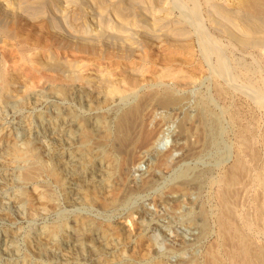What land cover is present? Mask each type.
I'll return each instance as SVG.
<instances>
[{
  "label": "rangeland",
  "instance_id": "1",
  "mask_svg": "<svg viewBox=\"0 0 264 264\" xmlns=\"http://www.w3.org/2000/svg\"><path fill=\"white\" fill-rule=\"evenodd\" d=\"M104 1L106 3L113 2V0ZM145 1L139 0L136 6L138 7L137 9L135 7L133 11L132 8V11L122 15L111 11L108 7L99 9V5L95 0L93 2L87 0L84 2L86 5L84 4L82 6L77 4L69 5L70 3L63 5L61 0H54L53 3L45 2L33 12L34 14L26 15L27 13L20 12L18 13L19 17L16 16L17 14H14L13 17L8 16V18L6 16L5 18L0 10V17H2L3 21L5 20L4 24L0 19V70L9 78V84L7 85L9 98L7 101H4L1 96L3 87L0 77V264H177V262L183 259L187 260V258L192 259L194 264H203L205 261L203 258H206L204 254H209V252L210 254H215V250L218 254L220 253V248H218L215 240L217 239L218 232L216 233V230H218V226H216L217 221H215V214H213L216 212V202L211 196L213 187L211 183L220 172L223 173V170L225 171L236 159L237 133L235 131H237L238 123L234 117L239 116L238 118H241L238 119V122L242 120L241 123L252 126L250 127L255 132H253L255 139L254 146L258 151L257 162L258 164L264 163V148L259 141L261 134L264 133V102H262L263 104H258L257 100L251 97L253 96L252 94L256 97V93L259 96H264V91H262L264 90V45H247V47L235 44L231 39L229 40L228 34H225L226 31L224 32V28L210 20L211 18L208 12L209 5L204 0H163L162 2H165V5L169 4L166 6L171 5L170 13L168 14L169 20L165 22L166 25L162 27L155 26V29H153V27L145 23H148L145 20L149 19L153 13L159 12V10L153 6L146 5ZM156 1L152 0L150 3ZM174 2L177 3V7H175L176 5L173 6L175 4ZM212 2L226 10L227 8L231 10L233 6L235 7L237 0H212ZM59 5H63V7L61 6V8ZM193 6L197 10L195 15L191 12ZM0 7L2 6L0 5ZM59 8L61 10L65 8L63 20L57 15L60 13ZM97 8L98 10H96ZM82 10H85V12ZM131 12L137 14H130ZM179 14L184 17L180 18L181 15ZM134 16H136L135 19L133 18ZM7 18L8 21H6ZM118 18L120 20L123 18L133 25L135 24V27L138 26L139 31L134 35L131 43L130 41H125V43L122 39H116V37L112 39L111 37L113 36H107L108 38L104 37L103 40L101 38H95V41L91 36L87 35L90 31L92 32L93 29L100 28L102 25L107 29L109 28L108 30L112 29L111 31L114 32V29L116 30V22L119 20ZM185 19L186 21H184ZM187 19H189V22ZM175 21L178 26L173 23ZM190 22L192 26L189 24ZM198 24L201 28L196 26ZM193 25L194 27H198V29L200 28L202 34L201 31L196 32L198 29L195 27V30ZM6 26H9L11 31L16 29L15 32L13 34L11 32L4 34L2 28ZM9 27L7 29L10 30ZM85 28L86 30H84ZM203 29H206V31L204 32ZM175 31L182 37L180 38V36L173 34ZM163 32L171 36H166ZM195 32L204 35L203 37H209L211 42L221 51V62L226 67L223 72L221 71V86L226 89L225 93L221 95V100L217 99L218 97L214 94V89H212V87L214 88L212 86L214 79L208 77V75H212L209 73V67L215 63L216 57L213 54L211 56H205L203 54L204 52L201 51L202 45H200L202 41V39L200 41V37L202 36H199L200 34L197 35ZM16 34L19 36L17 35L15 37ZM20 34L26 40L29 39L28 42L24 39L23 41L22 38L24 37H21ZM173 36H176V39ZM19 37H21V40H16ZM107 39L110 40L108 41ZM29 41L38 47H35ZM127 43L132 44V46H128ZM174 44L180 45L176 47ZM32 46L33 48H31ZM130 47L133 48L131 49ZM178 48L180 49L179 51ZM184 48L190 49L189 56H184V53H186V49ZM98 49L100 50L98 51ZM145 50L150 51V53H146ZM88 51L90 52L88 53ZM108 51L111 52L110 55L113 57L107 54L109 53ZM142 51L144 54L150 55L151 61L155 65H159V61L161 60L165 62L164 60L166 58L171 59L177 57L175 58L174 64L182 63L180 59L182 56L189 59V61L187 59L185 61L191 62L190 65L193 64V73L196 75L197 81L195 80V83L190 85V87L188 86L190 89L187 87L185 89L187 90L186 92L181 90L178 94H185L184 97L187 99L183 98L186 100V105L188 106H194L193 104L199 102L198 99L205 100L210 105L209 107L217 113L216 118L218 119L221 130L213 146L209 151L195 159V161L191 160L187 162V165L189 164V166L198 169H209L208 177L212 178L209 183L208 181L210 179L208 178L209 180H207L200 192L191 191L188 195L190 201H195L192 203L197 205L201 202L205 210H207L204 222L206 225V233L201 237L202 239H199L200 241L198 240L193 243L194 245H183V241L189 237L190 230L185 223L186 219L184 217L196 215L197 207L192 206L188 208L186 207V203H183L181 205L182 207L178 208L180 210V216L169 218L157 204L159 197L168 188L166 187L168 182H172L169 180L174 174L175 168L172 167L173 165L166 170L161 179L157 180V185L155 184L151 189L148 188L143 190V192H138V194H132L125 205L116 202L115 204L117 206L115 204L107 206L103 204L112 202L120 193L119 189L116 190L112 182L116 174H114L112 169L110 170V167L100 171L90 169L83 175L79 191L68 188L70 191H67V194H64L60 187L48 177L34 180L29 176V171H36L38 174H42L47 173L49 168L48 160L45 156H41L42 147L37 139L44 130L51 129L52 124H58L61 121V118L58 119L54 114L52 106L55 105V110L61 111L62 114L65 113V107H69L72 110L76 109L80 115L87 114V108L82 103L79 102V104L74 99L68 96L65 97V79L55 69L47 68L45 66L47 62L45 61L51 59L61 63L70 61H75L77 65L81 63L86 68V70L83 69L84 75L89 78L93 77L92 79H94L98 66L112 70L113 65L118 64L116 69L112 70L113 73L114 71L115 73H122L124 69L128 72L130 67L133 66L131 68L133 71L130 70L128 73L132 71L134 74L135 69L139 67V65L136 67L135 64H143V61H140L141 55L138 53L141 52L143 54ZM103 52L106 53L105 56L107 55L109 59H105ZM152 53L153 55H151ZM166 53L173 56L167 57L168 55L166 56ZM120 54L124 57L122 58ZM135 54H138L139 57ZM117 55H120L121 58ZM137 57L138 59L135 60ZM178 57L180 58L178 59ZM206 57L210 60H207ZM93 59L96 60L94 61ZM108 61L110 62L108 63ZM126 62H129L130 65H128L129 63L126 64ZM163 62L161 61V63ZM108 64L110 68H108ZM151 64L152 62H150ZM148 65L149 63L146 67ZM150 65L147 67L148 69L152 68ZM121 67H124L123 70ZM87 72L89 73L88 76ZM118 75L120 76V74ZM144 78L139 80L135 87L127 90V97H121L119 98L120 100L117 97L111 103L108 99H104L98 95V99H96V96L94 97L93 103L97 101L94 104L101 106L98 107L101 111L100 113L104 112L105 115V113L109 112L114 116L116 114L115 110L123 109L129 105L131 98L135 96L137 99L142 94V91L145 94L148 91L156 90L155 87H157V90H160L161 88L165 89L167 86L163 83L151 82L149 79L144 80ZM140 81L143 82L140 83ZM151 83L155 87L151 86ZM141 86L142 89H140ZM117 103L119 105H116ZM39 114L41 115L40 117L46 118V122H42V125L37 120ZM168 114L167 112H161V109H157V112L155 111L153 115L154 118H152L155 121L151 120L150 122L152 123L147 120L143 122L145 123L143 124V131L148 130L144 135L142 133L144 136L143 140H141L143 136L141 135L140 137V141L143 143V141L147 140L145 139L147 135L150 136L151 134L153 136V125L159 121L157 118L160 120L164 118L157 133V137L163 138V143L159 145L160 147H157L161 153L170 149L173 144L174 133L178 128V119L173 118V115L170 116L173 119H169L170 114ZM113 121L114 118L112 119V125ZM101 133L97 136L98 138H101L100 135L105 137L108 131L105 132L106 135H104V132ZM138 141L137 144L139 143ZM151 154L153 153L150 152V155L146 154L147 156L145 155L140 161L134 162L135 165H133V168L135 169L132 168L131 171L133 177L138 178L140 176L138 178L140 179L142 178L141 176L147 175L150 169L153 168L152 164L156 166L159 157ZM108 156L112 157L113 162L116 159L112 155ZM243 156L250 164L251 173H254V163L248 154L243 153ZM107 173L111 174L108 175ZM76 192L78 193L76 194ZM262 194V187L256 181L250 180L247 189L240 194L237 208L240 216L246 215L249 222L254 226V230L251 231L253 240L264 246V225L262 226L260 223H257V208L263 199ZM19 197L24 201L23 203L18 204L16 202V199ZM112 197L113 200L111 199ZM53 202L58 203V210L51 209ZM141 207H145L147 210L150 209L149 211L153 214L155 212V216H160L159 225L154 226L149 224V220L147 222L149 217L144 220L137 218L135 211ZM88 220L91 222V230L85 226ZM197 221L200 222L201 220L198 219ZM47 229H57L58 232L54 234L55 236H52V239L43 235L47 240L53 242V246H51L49 251L47 250V253H43L39 249L40 247L36 243L35 238L38 233ZM78 229L82 231V235L80 236L82 244L79 246L73 242L75 240L73 231H77ZM258 229L261 231H258ZM44 240L42 239V241ZM211 243H215L216 245L212 247L213 244ZM217 253L216 255H218ZM221 254V257L224 256L222 252Z\"/></svg>",
  "mask_w": 264,
  "mask_h": 264
},
{
  "label": "bare ground",
  "instance_id": "2",
  "mask_svg": "<svg viewBox=\"0 0 264 264\" xmlns=\"http://www.w3.org/2000/svg\"><path fill=\"white\" fill-rule=\"evenodd\" d=\"M61 1L63 2L62 3L63 5L70 3L69 5H71V4L76 5L77 4V5L82 6L85 4L84 2L87 0H61ZM91 1L93 2L94 0H91ZM95 1L99 5L98 6L99 9L108 7L111 11H113L119 15H122V14H125V13L132 11L131 10L132 8L134 11L139 0H119V1L113 0V2H110V3H106L104 0H95ZM151 1L152 0H146L145 1L146 5L153 6L154 8L158 9L159 12H157V13L155 12V14L153 13L152 16L150 15L151 16L150 18L148 15L149 19L145 20V21H148V23L147 22H145V23L149 24V26L153 27V29H155L154 28L155 26L162 27V26L166 25L165 22H167L169 20L168 14L170 13L169 10H170L171 5L166 6L169 4L165 5V2L164 3L162 2L163 0H157L154 3H150ZM45 2L53 3L54 0H0V5L2 6V7H0V8H2L0 10H1L2 15L5 16V18H6V16L7 17L8 16L13 17L14 14H17L16 16H18V13H20V12H25V13H27L26 15H30L37 8L41 7V5L44 4ZM204 2L208 3V5H209V8H208V6H207V8H208V12L210 14V16H209L211 18L210 20H212V22L215 23L216 25H219L220 27L224 28V32L226 31L225 34H228L227 36H228L229 40L231 39L233 42H235V44H240L242 46H247V45H250V46L261 45L262 46V45H264V0H237L235 7L233 6V8H231V10H228V8L226 10V9L222 8L221 6L219 7V5L217 6L216 4H214V2H212V0L211 1L210 0H204ZM139 3H142V2H139ZM174 3L175 4H173V6H175L177 4L176 2H174ZM63 5H59V7H61V6L63 7ZM175 7H177V5ZM65 8H63L62 10L59 8L60 13L57 14L58 17L61 18L62 20L64 19V13L63 12H64ZM80 8H82V7H80ZM137 8L138 7H136V9ZM49 9H51V8H49ZM85 10H86V8H85ZM85 10H82V11L85 12ZM96 10H98V8ZM191 12L193 15H195L197 13L196 7L193 6ZM132 13L133 12H131L130 14H132ZM180 13H181V11H180ZM53 14H54V12H53ZM136 14H134V15H136ZM179 15H181V14H179ZM11 17H10V19H12ZM183 17H182V15L180 16V18H183ZM196 17H197V15H196ZM8 18L6 19V21H8ZM125 18H126V16H125ZM133 18L135 19L136 16H134ZM0 19L3 21L2 17H0ZM188 20L189 19H187V21ZM197 20H195V21L197 22ZM4 21H3V23H4ZM184 21H186V19ZM3 23H1V24H3ZM116 23H117L116 24V30L113 28L114 32L111 31L112 29L108 30L109 28L107 29L103 25L102 26L99 25L100 28L96 26L97 28L95 30L93 29L92 32L90 31L91 33L89 32V34H87V35L91 36L94 40H95V38H99V39L101 38L103 40L104 37L108 38V37L113 36V37H111L112 39L114 37H116V39H122L123 42L130 41V43H131L132 38L139 31L138 30L139 28H137L138 26L135 27L136 26L135 24L133 25L131 22L124 20L123 18H121V20L119 19ZM173 23L176 24V21ZM177 23H178V21H177ZM195 23H194V25H195ZM189 24H191V22ZM199 24H200V22H199ZM199 24L196 26H199ZM176 25L178 26V24H176ZM194 25H193V27H194ZM105 26H107V25H105ZM191 26H192V24H191ZM6 27L2 28L4 34L7 32L8 33L11 32L13 34V32H15V30H16L15 29V30L11 31V28L9 26L8 27L10 28V30L7 29L8 27L7 28ZM142 27H145V26H142ZM171 27L173 28V26H171ZM195 27H194L195 30H196V28L198 29V27H196V28ZM200 28L196 32L201 31ZM146 29H144V30H146ZM84 30H86V28ZM205 31H206V29L204 30V32ZM3 32H1V33L3 34ZM178 33L181 34V32H179V31H178ZM12 34H10V35H12ZM170 34H171V32H170ZM173 34H175L176 36H180V38L182 37L181 35L177 34L176 31L173 32ZM198 34H200V33H198ZM201 34H202V31H201ZM201 34L199 35V36H202V37H200V41H201V39H202V41L201 42L199 41L200 45H202L201 51L204 52L203 54H205V56H211L213 54L216 57L215 63L213 65H210V67H209L210 68L209 73H211L212 75L211 76L208 74L207 75H208V77H212L214 79V83H212L213 84L212 86H214V88L212 87V89H214V94L218 97L217 99L221 100V95H223L226 91V89H224V87L221 86V71L223 72L224 68H226V67H224L225 65L221 62L222 61L221 60V51L219 50V48L213 42H211L209 37L208 38L203 37L204 35H201ZM17 35L18 34H16L15 37ZM168 35H166V36H168ZM7 36H9V35H7ZM20 36H21V34H20ZM148 36H150V35H148ZM169 36H171V35H169ZM12 37H14V36H12ZM21 37H24V36H21ZM21 37H19L16 40L20 41ZM169 38H171V37H169ZM23 39L26 40L25 37L22 38V40ZM112 39H111V43H112ZM28 40L29 39H27L26 41L28 42ZM105 40H104V42H105ZM174 41H175V43H177L176 40H174ZM177 41H179V40H177ZM113 42H114V40H113ZM30 43H32V42H30ZM30 43H27V44H30ZM117 43H120V42H117ZM105 44H106V42H105ZM36 45H38V44L36 43ZM129 45L130 44H128V46ZM174 45L177 47V45H180V44H177V45L174 44ZM40 46H42V45H40ZM128 46H126V47L128 48ZM130 46H132V44ZM35 47H38V46H35ZM100 47H101V45H100ZM31 48H33V46ZM95 48H96V45H95ZM121 48H123V47H121ZM130 48L132 49L133 47H130ZM134 49H136V48H134ZM184 49H186L185 50L186 53H184L185 55L182 53H180V54L184 55L185 57L189 56L190 55V49L189 50H188V48H184ZM24 50H26V49L24 48ZM93 50H95V49H93ZM99 50L100 49H98V51ZM146 50H148V49H146ZM176 50H177V48H176ZM179 50L180 49L178 48V51ZM85 51H87V50H85ZM103 51H104V49H103ZM143 51H142V53H143ZM23 52H25V51H23ZM89 52L90 51H88V53ZM147 52L148 51H146V53ZM98 53L100 54V52H98ZM103 53L105 56L106 53L105 52H103ZM110 53L111 52H109L107 54L110 55ZM138 53H140V55H141L140 61H143V64H135L136 67L138 65H139V67H137V69H135L134 74L132 72L133 70L131 69L133 66L130 67V70H132L131 75H129L131 72L128 73L130 71L129 69H128L129 70L128 72H126L127 70L125 71V69H124L125 72L122 71V73H115V71H114V73H113L112 70L116 69L118 62L116 63L117 65L112 64L113 67H115V68L112 67V70L102 68L103 66L99 67L96 64V66H98V68H97L98 70L96 72L97 74L93 73V74H95L94 79H92L93 78L92 76H90L92 78H89V77H86V75H84L83 69L86 70V68H84L85 66L81 63L78 65L75 64V61H70V62H65V63L62 62L61 63V62H57V61L51 60V59L48 61H45V62H47V63H45L46 64L45 66H47V68L55 69L65 79V97L68 96L69 98L74 99L75 102L77 101V103H79V102L82 103V105H84V107L87 108V110H86L87 114H85V115L81 114L80 115L76 111V109L72 110L69 107H65V113L62 114L61 111L55 110L56 109L55 105L52 106L53 107L52 109L54 110V114L58 117V119L61 118V121H59L58 124H52L53 125L52 128L48 129V130H44V132H42L37 139L40 146L42 147L41 156L46 157V159L49 162V168L47 170V173H42V174H38L36 171H29V176L31 178H33L34 180L35 179L40 180L41 178L48 177V178H50L51 181H53L55 184H57V186L60 187V189L63 191L64 194H67V191H70L68 188H70V189L73 188V189H76L79 191V189L81 187V185H80L81 179H82L83 175L85 173H87L90 169L91 170L95 169V171L96 170L100 171L104 168L106 169V168L110 167V170L112 169L114 174H116L115 175L116 177L113 176L114 179L112 182L115 185L116 190L119 189L120 193H119L118 197L116 196L117 198H115V200H113V197L111 198L113 201L109 199L112 202L103 203V204L104 205L106 204V206H107V205H114L117 202V203H121V204L125 205V203H127L126 201L128 200L129 197L132 196V194H134V193L138 194V192L139 193L141 191L143 192V190H146L148 188L151 189V187L155 186V184L157 185V180L161 179L163 177V174L166 172V170L169 167L171 168V165H173L172 167L175 168V170L173 172L174 174H173V177L169 180L172 182H168V184L166 186L168 188H166L165 191L162 193V195L159 197V199L157 200V204L161 208L163 213L165 215H167V217H169V218H174L176 216H180L179 215L180 210L178 208L182 207L181 205L183 203L184 204L186 203V207H188V208H190L192 206L197 207V214L196 215H194L192 217H189V216L184 217L186 219V220L184 219L185 223L187 224V226L190 230H189V237L187 238V240H184V241L182 240V241H183L184 246L186 244L191 245V244L195 243L196 241H198L206 233V225L204 222H205V216L207 214L206 213L207 210H205V208L201 204V202H200V204H197V205H195V203H192L195 201L194 200L190 201L188 199V195L191 191L192 192L193 191L200 192L201 188L205 185L207 180L210 179L208 181V183H209L212 178L208 177L209 169H198V168L189 166V164L187 165V162L191 161V160L195 161V159H197L198 157L202 156L204 153L209 151L210 148L213 146L214 141H215L216 137L219 135L220 130H221L220 126H219L218 119L216 118L217 113L214 112L211 107H209L210 105H208L207 101H205V100H201V99L199 100L198 99L199 102L198 103L196 102V104H193L194 106H191V105L188 106V105H186L187 104L186 100H184L185 94L184 93H183V95L178 94V92L179 91L181 92V90H184L186 92L187 90H185V89L188 86L190 87V85L195 83V80L197 81L196 75L193 73V66H192L193 64L190 65L191 62L190 63L187 62V61H189V59L185 58L184 56H182V58L178 57V59L180 58L181 62H182L180 64H174L175 58H177V57H174L171 59L166 58L164 60L165 62H163V60L159 59L163 63H161V61H159L160 64L155 65V63L153 64V61H151L149 54H144V53L141 54V52H138ZM148 53H150V51ZM172 53H174V52H172ZM176 53H177V51H176ZM23 54H25V53H23ZM177 54H179V52ZM120 55L122 57V54H120ZM120 55H117V56L120 57ZM135 55L138 56V54H135ZM151 55H153V53ZM167 55H168V53H166V56ZM86 56H88V55H86ZM170 56H173V55L169 54L167 57H170ZM205 56H203V57L205 58ZM111 57H113V56H111ZM138 57L135 60H137ZM151 57H153V56H151ZM93 58H94V56H93ZM107 58L109 59V57H107V55H106L105 59H107ZM207 58L208 57H206V59ZM112 59H114V58H112ZM186 59H187V61H185ZM156 60H157V57H156ZM207 60H210V59H207ZM81 62H82V60H81ZM109 62L110 61H108V63ZM112 62H114V61H112ZM150 62H152L153 66H152V64L150 65ZM205 62H206V60H205ZM95 63H97V62H95ZM127 63H129V62H126V64ZM148 63L150 66H152L151 69L147 68L149 65L146 67V65ZM187 63H189V64H187ZM207 63H209V62H207ZM156 64H158V63H156ZM102 65H104V64H102ZM105 65L107 66V64H105ZM128 65H130V63ZM188 66H190V67H188ZM198 66H199V64H198ZM124 67H125V64H124ZM201 67H202V65H201ZM89 68H90V66H89ZM108 68H110L109 64H108ZM123 68H122V70H123ZM196 68H197V66H196ZM196 68H195V70H197ZM103 69H105V70H103ZM118 71H116V72H118ZM118 74H120V76ZM88 75H89V73L87 74V76ZM62 76H61V78H62ZM0 77L2 79V87H3V91H2L1 96H2V99L4 101H7L9 98L8 90H7V87H8L7 85L9 84V81H8L9 78L7 77V75L2 73L1 70H0ZM58 77H60V75H58ZM143 78H144V80L149 79V80H151V82L153 81L155 83H163V84L167 85L168 87L166 86L165 89L161 88L162 90L161 89L157 90V87H155V85H152V83H151V86H154L156 88V90L148 91V92L146 91L147 93H145V94H143V91H142V94L139 97L137 96L138 97L137 99L134 96V94H132V96H134V97L131 98V103H129V105H127L123 109L115 110L116 114L115 115L113 114L114 116H112L109 112L105 113V115H104V112H102L103 115H101L102 113H100L101 111L98 108L100 105L97 106L94 104L95 102L97 103V101H95L93 103V99L95 96L97 97L96 99H98V95H100L102 98L108 99L112 103V101L114 99H116L117 97L119 99L121 97L123 98L124 96H126L127 90L135 87L138 84V81L142 80ZM143 81H140V83H142ZM211 82H212V80H211ZM145 84H146V82H145ZM142 86L140 89H142ZM263 86L261 84L262 88H263ZM189 87H188V89H190ZM150 88H152V87H150ZM150 88H148V89L151 90ZM139 91H141V90H139ZM262 91H264V90H262ZM127 94H128V92H127ZM252 95L253 96H251V97L256 99L258 104H263L262 102H264L263 101L264 96H259V94H257V93H256V97L254 94H252ZM129 96H130V94H129ZM69 98H67V99H69ZM133 98H135V99L132 101ZM185 99H187V98H185ZM124 100H125V98H124ZM109 101H108V103H109ZM106 104H107V102H106ZM116 105H119V104L117 103ZM157 109H159V110L161 109V112L169 113L170 114V115L168 114L169 117L167 116L169 119H173V118H175L176 120L178 119V122H177L178 128L174 133V140L172 142L173 144L171 145V147L168 151H165L163 153L159 152L157 149V147H160L159 145H161V143H163V138L157 137V133H158L159 128L161 127V124H162L161 122H163L164 118H161V120L159 118H157L159 121L156 122L155 125H153L154 126L152 129L153 130V136L150 134V136H152V137L148 136L147 134H149V133H147V134H145L148 136V138H147V136L145 138L147 140L143 141V143H142V141H140V137H141L142 133L144 135V133H146L148 130V129L147 130L145 129L146 131L145 132L143 131V129H144L143 124H145L143 122L146 120L150 122L152 120V118H154L153 115H154L155 111L157 112ZM156 114H158V113H156ZM40 116L41 115L39 114L37 120H39L40 125H42V122H46V120H45L46 118L44 119V117H40ZM170 116H172L173 118H170ZM238 117L237 116L234 117L235 119H237V123H238L237 131H235L237 133V135H236L237 136L236 137L237 138L236 159L233 163H231L229 165V167H227V169L225 171L223 170V173L220 172L218 174V176L216 177V179H213L214 181L211 183V185L213 184V187L211 190V196L216 202V204H215L216 205V207H215L216 212L213 214H215V221H217L216 226H218V230H216V233L218 232L217 239H215V240H216V244H217L218 248H220L219 249L220 253L218 254L217 252H215L216 251L215 250L214 251L215 254H212V253L210 254V252L208 251L209 254L208 253L204 254V255H206V258H203V259H205L203 264H264V246L256 243V241L253 240V237L251 236L252 235L251 231L254 230V226L249 222L248 217L246 215L240 216V213L238 212V208H237L241 192L245 191L247 189V185L249 184L250 180L256 181L260 185V187H262V191H263V194H262L263 199L261 200V202L257 208V223H260V225H262V226L264 225V213H263L264 212V163L258 164V162H257L258 161V151L254 146V140L255 139L253 136L254 131L251 128L252 126L250 125L251 126L250 127L249 125L241 123L242 120H239V122H240L239 123L238 119H240L241 117L240 118H238ZM113 118H114V121H113V125H112V119ZM231 120H232V116H231ZM152 121H155V120L153 119ZM150 123H152V122H150ZM150 125H152V124H150ZM147 128H148V125H147ZM107 131H108V134L106 135L105 132H107ZM101 132H104L105 133L104 135H106V136L104 137L103 135H100L101 138H98L97 136ZM102 137H104V138H102ZM138 139H139V141H138ZM143 139H144V136L141 137V140H143ZM137 141L140 144L139 143L137 144ZM259 141L262 143L261 145H263V148H264V133L261 134ZM40 151H41V149H40ZM150 152H152L154 155L159 157L157 159V164L155 161L156 166H153V164H152L153 168L150 167L151 169L147 173V175L141 176L142 178H140V179H138L140 176L138 178L133 177L131 174L132 173L131 171H132L133 165H135L134 162L135 161L138 162V160L140 161V159L145 157L146 154L150 155ZM243 153L248 154L251 161L254 163V166H253L254 173H251L250 164L244 158ZM153 154H151V155H153ZM108 155H112L113 157L116 158V159H114V162L112 161V157H110ZM158 155H160V156H158ZM154 159H156V158H154ZM133 169H135V168H133ZM103 173H105V172H103ZM111 173H107V174L109 175ZM110 177H111V175H110ZM110 180H111V178H110ZM77 193L78 192H76V194ZM118 201H120V202H118ZM16 202L18 204H20V203H23L24 201L19 197L16 199ZM142 207L135 211L136 212L135 214L137 215L136 217L139 219H142V220L149 217L147 219V222L149 220V224L154 225V226L159 225V222H160L159 220L161 219V218H159L160 216L159 217L155 216V212L153 214L152 212L149 211L150 209L147 210V209H145V207L144 208H142ZM51 209L52 210H58V203L53 202L51 204ZM132 215L134 216V214H132ZM197 215H198V217L196 218ZM175 219H177V218H175ZM198 219L201 221L198 222L197 221ZM85 226H87L89 228V230L92 229L91 222L89 220L86 221ZM75 231L76 230L73 231L74 236H75V240L73 242L75 245L79 246L80 244H82V242H81L82 240L80 237L82 235V231H81V229H78L76 232ZM258 231H261V230L258 229ZM56 232H58L57 229H54V230L47 229V230L41 231L40 233H38L36 235L37 237L35 238V241L39 245V247H40L39 249L43 253H47V250L49 251L51 246H53V242L50 240H47V238H45L43 235H45L49 239H52V236ZM83 237H85V236H83ZM42 239H45V240L42 241ZM215 240H214V242H215ZM46 243H47V245H46ZM211 244H213V243H211ZM216 244L214 243L212 245V247ZM184 246H182V247H184ZM189 248H190V246H189ZM208 248H210V246H208ZM215 248H216V246H215ZM211 252H212V249H211ZM221 252L224 255L222 257H221V255H222ZM216 253L218 255H216ZM184 260L185 259H183L182 261L179 260L180 262H177V264H194L192 259L187 258V260H185V261ZM105 264H108V263H105Z\"/></svg>",
  "mask_w": 264,
  "mask_h": 264
}]
</instances>
